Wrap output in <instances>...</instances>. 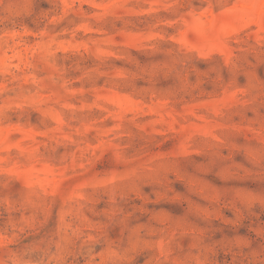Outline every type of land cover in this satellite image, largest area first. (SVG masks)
<instances>
[{"label":"rangeland","instance_id":"rangeland-1","mask_svg":"<svg viewBox=\"0 0 264 264\" xmlns=\"http://www.w3.org/2000/svg\"><path fill=\"white\" fill-rule=\"evenodd\" d=\"M0 264H264V0H0Z\"/></svg>","mask_w":264,"mask_h":264}]
</instances>
